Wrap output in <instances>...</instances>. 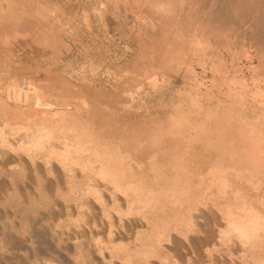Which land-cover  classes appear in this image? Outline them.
Listing matches in <instances>:
<instances>
[{"label": "bare ground", "instance_id": "obj_1", "mask_svg": "<svg viewBox=\"0 0 264 264\" xmlns=\"http://www.w3.org/2000/svg\"><path fill=\"white\" fill-rule=\"evenodd\" d=\"M93 1H95V0H93ZM105 1H107V0H105ZM114 1H116V4L121 2V3H123L124 6L128 5L127 9L129 8V5H132L134 7H137L138 10L139 9L140 10L146 9L145 11H147V10L150 11V14H152V15H150V18L145 16L144 19H145V21L146 20L150 21L152 26L154 25L153 22L155 23V19H156L157 21L160 22L159 23L160 25L161 24L163 25V26L161 25L162 27L165 26L164 24H167V26H168V24H170L169 27H171V25L173 24L174 27L175 26L177 27L176 32H173L174 31L173 30V31H171V34H170V35H172V33H175V35L173 34L175 36V39L173 40L174 41L173 44L168 43V42H164L163 40H161V41H159V42H163L161 44L163 46V47H161V49L156 48V47H155V49L151 48L148 50L146 55L144 54V56H146V59H148V62H149V63H147L148 66L147 67L144 66L145 69L143 67L144 70L140 71V74L142 72V74H141L142 78H144V80H145L144 85H146L145 82L147 81V83L149 82L150 84L157 86V82H158L159 77H156V74H155L156 71L154 72L153 65L155 63H157V65H158V66L156 65L157 67H160L159 70L162 69L161 66L165 68V66L167 64H169V63L171 64L172 62H174V65L177 68L174 71H177V70L182 71L181 69H184L185 71H187V72L189 71V72L193 73L194 75H197L198 71H200V75L203 74L202 77L204 75L206 76V73H210V76H212L211 73H213V74L215 73L214 75H216V78H217L216 73L219 72V73H222V77L226 78L225 76H223V74H225L227 76V74L233 73L232 75H234V73H239L242 70V67L244 64L242 65L240 60L243 57H244V59L246 57L249 59V61H247V58L245 60V61H247L245 66L248 69V71L253 70V72H254V70L258 66L256 65L257 67L254 69L252 62L250 61V60L254 59V58L252 59V54H251L253 52V56L254 57L256 56L257 60L259 61L258 62L259 67H263V66H261L263 64L261 62L264 60V0H114ZM4 2H5V0H4ZM7 2H9V0ZM69 2H67V4ZM109 2L110 3L112 2L115 5V2H113V0L109 1ZM109 2L107 3V6H108ZM97 3H99V1ZM88 4L90 5V3H88ZM5 5H7V4L5 3ZM20 5H22V4H20ZM118 5H116V6H118ZM41 6H40V10H39V8L37 10L42 12L43 10H41ZM43 6H42V8L44 9ZM78 6H79V4H78ZM100 6L102 7L101 3H100ZM100 6H97V7H100ZM105 6L106 5H104V7ZM17 7H19V6H17ZM108 7H106V8H108ZM118 7H119V10L121 8V11L124 12V9H122L121 4ZM6 8H9L8 10H11L10 6L6 7ZM14 9L16 10L17 8H14ZM14 9L9 11V12L10 13L12 11L14 12ZM95 9H96V5H95ZM109 9H110V7L108 8V10ZM113 9L115 10L116 8L114 7ZM127 9H125V13H126ZM17 10H16V12H18ZM99 10L100 9H98V11ZM104 10H105V8L101 11H104ZM108 10L106 9L104 15L106 14V12ZM110 10L112 11V9H110ZM119 10L117 8L118 12H119ZM132 10H133V8L131 9V11ZM31 11H33V7H32ZM86 11H88V10H86ZM1 12L5 13V11H0V13ZM16 12H15V14L18 15V13H16ZM20 12H21V10L19 11V13ZM24 12H25V9H24ZM26 12H29V11H26ZM35 12H36L35 14H38L37 11H35ZM44 12H42V13H44ZM84 12L85 11H83V13ZM100 12H99V14L95 13L97 15V16L96 15L95 16L98 17V15H100ZM22 13H23V10H22ZM22 13H21V16H22ZM102 13L103 12H101V14ZM113 13H114V11H113ZM91 14H92V12H91ZM108 14L110 15L112 13L107 12L106 15H108ZM127 14H130V13H126V15ZM131 14H133V13L131 12ZM138 14H140V13L138 12ZM0 15H2V13ZM12 15H14V14H12ZM29 15H30V13H29ZM39 15H40V12H39ZM93 15H94V13H93ZM5 16H6V13H5ZM5 16H4V18H5ZM15 16H12V17L14 18ZM35 16L36 15H33L32 18ZM102 16H103V14H102ZM102 16L100 15L99 18H101ZM124 16L125 15H123V17ZM16 17H18V16H16ZM16 17L14 19L12 18L14 21H12L9 17V19L12 21L11 26H9V25L5 26L4 22L6 20L4 18H2L5 20L4 22H2V20L0 18V22L4 23V24H1L4 26L0 25V36H3L2 37L3 40L0 37V39H1L0 42L2 41V43H0V45L2 44V47H3V48L1 47L2 51L3 50L7 51V50L11 49L10 51L12 52L14 50V46H16V45H17V47H18V45H22L21 48H23V46H28L25 48L31 47L30 49H32V47H33V50L35 48L39 49L38 47H42L43 44H46V47L49 45H51V46L55 45V39L56 38L54 39L52 34H51V33H53V32H51L53 30L50 29L51 27H48L50 22H47L48 24H45V22H43L44 20H42L41 17H40L41 19L37 18V17L31 19V15L26 16L25 18L19 17L17 20H15ZM45 17H46V15L44 14V18ZM128 17L126 19H128ZM133 17L131 18V20H133ZM140 17H143V15ZM85 18H86V16L82 19H84L83 21L86 22L87 19L85 20ZM92 19H94V18H92ZM98 19H96V20H98ZM126 19H125V21H127ZM96 20H95V22H96ZM136 20H137V18H136ZM46 21H48V19ZM88 21L89 20H87V22ZM106 21L109 22L110 20L109 21L106 20ZM123 21L124 20H122L120 22L122 23ZM138 21H139V19H138ZM138 21H137V23H139ZM87 22L84 24L85 25L89 24ZM116 22H117V20H116ZM131 22H133V21H131ZM55 23H56V21H55ZM104 23H105V21H104ZM80 24H79V26H80ZM123 24H124V22L122 23V25ZM127 25H129V24H127ZM127 25H126V29H129V28H127L128 27ZM131 25L134 27V24H131ZM131 25H129V26L131 27ZM142 25L144 27L145 24H142ZM142 25L140 24V26H142ZM87 26H86V28H87ZM106 26H107V24H106ZM106 26H105V28L108 29V27H106ZM124 26H125V24H124ZM148 26H149V24H148ZM152 26H150L151 29H152ZM90 27L92 28V26H90ZM90 27H88V30L90 29ZM135 27H136V25H135ZM146 28H148V27H146ZM158 28H160V26ZM52 29H54V27H52ZM59 29L62 30V28H59ZM103 29H104V26H103ZM113 29H114V27H113ZM166 29H168V28L166 27ZM116 30H118V29H116ZM120 30H121V28H120ZM144 30H148V29H144ZM154 30H155V28H154ZM156 30H157V28H156ZM156 30H155V32H157ZM159 30H161V29H159ZM108 31H109V29H108ZM132 31H134V30L132 29ZM138 32L142 33V32H140V30ZM145 32H147V31H145ZM166 32H167V30H166ZM89 33H90V31H89ZM130 33L132 34L131 31H130ZM163 33H164V30H163ZM124 34H125V32H124ZM131 34H130V36H131ZM137 34L135 35V37L137 36ZM144 34L147 35V33H144ZM58 35L59 34H57V36ZM128 35L125 34L122 36V38L124 36H128ZM150 35H151V33H150ZM160 35L162 37L161 33L159 34V37H160ZM185 35H188V37H187L188 39L187 38L184 39L183 36H185ZM161 37H160V39H161ZM167 37H169V35ZM57 38H60V37H57ZM108 38H109V35H108ZM170 38H169V40H170ZM172 38H171V40H172ZM138 39H140V38L138 37ZM153 39L154 38H152V40ZM71 40H72V38H71ZM76 40H78V39H76ZM140 40H142V39H140ZM165 40H167V39H165ZM57 41H59V40L57 39ZM15 42H17V44L13 45ZM60 42L62 44L63 41H60ZM56 43H58V42H56ZM149 43H150V39H149ZM11 44L13 46V50L11 47L8 49V47ZM47 44H49V45H47ZM246 44L250 45L251 46V47L249 46L250 49L253 48L254 50L252 51V50L245 48V46H248ZM40 45H42V46H40ZM142 45L144 46V44H142ZM34 46H37V47L34 48ZM55 47H56V45H55ZM21 48L19 46L20 50H21ZM50 48H53V47H50ZM126 48L124 50H126ZM143 48L145 49L147 47L145 46ZM42 49H41V52H43ZM45 49H44V51H46ZM49 49L47 48L48 51H49ZM66 49H67V47H66ZM127 49H129V48H127ZM156 49H159V50H156ZM21 51H25V50L23 49ZM21 51H19V52L21 53ZM30 51H32V50H30ZM36 51L37 50L35 49L34 52H36ZM50 51H52V50H50ZM158 51L159 52L162 51L163 53L160 55ZM15 52H17V51L14 50V52H12V55L14 53V55L16 56ZM54 52H55V50H54ZM139 52H140V56H141V51H139ZM142 52H143V50H142ZM145 52L146 51H144V53ZM2 54H4V52ZM9 54H11V53H9ZM36 54L37 53H35V55ZM6 55L9 56L8 53ZM12 55H10L9 57L11 58ZM3 56L6 57L5 55H3ZM3 56H0V57H3ZM9 57H7V58H9ZM142 58H143L142 61L144 62L146 59L144 60V57H142ZM4 59H6V58H4ZM4 59H2V60L4 61ZM2 60L0 62H2ZM7 60H10V59H7ZM110 62H112V61H110ZM7 63L9 64V62H7ZM101 63H103V62H101ZM112 63H114V62H112ZM121 63L123 64V62H121ZM138 63H141L140 60ZM260 63H261V65H260ZM0 64H2V63H0ZM3 64L5 65L4 62H3ZM141 64H143V63H141ZM172 64L170 66H173ZM14 65H15V63H14ZM115 65L116 64H114V66ZM7 66H9V65H7ZM170 66H169V69L172 68V67L170 68ZM245 66H244V68H245ZM135 67H137V66H135ZM166 67H168V66H166ZM1 68H4V66ZM119 68H121V67H119ZM169 69H167V70H169ZM173 69H175V68H173ZM113 70H114V68H113ZM115 70H116V66H115ZM117 70H118V68H117ZM159 70L157 72H160ZM119 71H121V70H119ZM136 71H139V70H136ZM171 71H172V69H171ZM174 71H173V73H174ZM180 71H177V73L179 72V74H180ZM243 71H245V70H243ZM20 72H23V71H20ZM124 72L126 73L127 71H124ZM246 72H247V70H246ZM2 73H3V71H2ZM14 73L16 74V72H14ZM17 73H19V72H17ZM122 73L123 72L121 71V74ZM169 73H170V71H169ZM3 74H5V73H3ZM6 74L8 75V73H6ZM23 74L26 75V73H24V72H23ZM23 74H21V75H23ZM129 74H130V72L126 75H129ZM134 74H135V71H134ZM140 74H137V75L140 76ZM179 74H177V75H179ZM185 74H188V73L185 72ZM240 74L238 76H240ZM9 75H8V77H9ZM118 75H119V77L122 76L120 74H118ZM160 75H162V74L160 73L157 76H160ZM200 75H198V76H200ZM232 75H231V77H232ZM254 75H255V73H254ZM124 76H122V77H124ZM130 76H133V75H130ZM139 76H136V77L139 79ZM185 76H187V75H185ZM0 77H1V75H0ZM18 77L19 76H17V80H18ZM133 77H132V79H133ZM252 77H251V79H252ZM4 78H2V79H4ZM28 78H30V77H28ZM137 78H136V80H137ZM160 78H161V76H160ZM167 78H169V77H167ZM230 78H228V79H230ZM237 78H239V77H237ZM243 78H242V81H244ZM5 79L7 80V78H5ZM5 79H4V81H5ZM25 79H27V77ZM101 79H103V78H101ZM117 79H119V82H120V78L117 77ZM162 79H161V81L164 80V79L163 80ZM197 79L194 78L193 81L197 87H200L199 85H202L203 83H202V81L201 82L199 81L200 79H198V80ZM205 79H207V78H205ZM239 79H241V78H239ZM8 80H9V78H8ZM17 80L9 81L10 83L7 82L11 87V90H10L11 94L13 95V97H15V101L13 103L15 105L19 106L20 99L22 96H25L26 98H27V96H28V98L30 97V100L28 98L23 99V100L28 101V103H26V105H25V107L27 109L26 112H29L30 113L29 115H32L33 116V117L31 116L32 119H35V120H34V123L32 124V126L28 125V127L24 128L26 131H29L25 135L26 140L23 142L21 141L22 143L18 144L17 146L15 144H11V142L8 141V140H11V138H10L11 136L9 137L10 139H7L3 134L4 131H2V132L0 131V204H4V203L8 204V202H10L11 199L13 200L14 195L15 196L17 195V194H14V191H15L14 189L17 187L14 184L16 182H19V181H21V183H22L24 180L27 179V181L28 180L30 181V184H29V182L26 183L25 181H24V184L25 183L27 185L29 184L30 185L29 188L31 187L30 190H33V191L31 193L28 190L29 188L25 186L27 188V191H29V194L27 192V194H28V195H26L27 198H24L25 193L20 192V194L22 193V195L24 197L22 196V198H21V200L23 199L22 202H21V200H18L22 203V204L21 203L20 204L22 205L23 208H24L23 204H26L25 209L27 212H28V210L31 212V214H32V212H36L37 210H35L36 207H34V205H37V207H40V208L44 207L47 209H51V207H54V206L55 207L59 206L62 209L61 211H63V212H61L60 208H59V211L62 214L59 216L58 214H60V213L59 212H58V214L56 213L59 217V219L57 217V221H54V222L51 221L52 222L51 223V222H48V219H46V218L44 220H47L46 222H48V224L46 225L48 229H51L52 232H53V230H57L59 232V234L61 235V238H58L60 241V242L58 241V243H60V244L56 243L57 247H58V245H60V248L62 251V252L59 251L60 254H58V256L61 260L60 261L61 264H264V110H263L264 99H263V101L258 100L259 96L261 97L263 95V94L260 95L261 92L258 94L257 93L253 94L254 97L252 95L254 100H252L250 98L252 101H255V103H257V106L259 108H261L263 111V112H261V115L259 114L258 116H255L257 113L255 115H252V113H251V117L255 116V117H253V118H255L254 121L250 120L251 117L248 118L249 116H247L248 109H249V107L247 109V105H249L251 103L250 102L251 100L249 101L250 102L249 104L246 101V100H249V99H246V97H247L246 96L247 90L245 89L246 87L245 88L242 87V89H245L246 91H242V89L240 91V90H237L238 88L237 89L234 87L229 88V86H228V90L225 91L222 88L224 91L220 90L219 95H215L214 94L215 92L214 93L212 92L214 95L212 93H210L213 90H211L210 92H209V90H208V92H205V93H207L206 94L207 98L209 96V98H211L212 100H216L215 106L219 107L218 110L220 109V111H218L216 113H214V112L217 108H215V110H213V113H211V114H213L212 115L213 117L212 118L210 117L211 118L210 122L206 121L207 122L206 123L203 120V119H205V118L207 119L209 117L208 111L206 112V110H208V108H207L205 111L204 110L203 111L208 114L207 115L208 117L206 115H205L206 117L204 116L205 118L202 116L203 117L202 121L199 122V124H194V125L188 124V120H187L188 117L184 116L187 119L182 117V115H184L185 113L183 111L184 107L181 106V107H183L182 111L184 114L181 115V113H182L181 110L176 111L177 109L175 108L176 110H174V111L176 112V115L174 113L173 114L174 117L169 118V120H167L168 122H163V123H167V124H165V126L163 123H162L163 125L161 124L162 121H160V120H158V122L160 121L161 125L158 124V126H157L156 125L157 121H155V125L150 124V123H153L152 120L154 118L150 121L149 124L146 123L145 121H143L144 119H142V121L141 120H139V121L133 120L132 124L130 125L131 128H128V129L125 128L124 129L123 127H121V128H123L122 130L120 127L117 126L118 124L117 125L115 124V126H117L118 128H114L113 125H112L113 126V128H112L111 122H110L108 124L109 127L111 126L110 131H107V130H106L107 132L103 131L104 132V135H103L102 133L99 134L100 131L97 132L98 131L97 129H99V128H97L95 130H96V133L99 135L94 136L93 132H91L92 131L91 129L89 131L88 130L89 128L84 127L85 125L83 126L79 123L77 124L76 123L77 121L76 122L73 121L74 123L73 124L71 123L72 125H69L70 123L67 125V123H68L67 120H69V119H67V117L68 116L71 117L74 114L79 113V110H81V109H79V107L77 108L76 105L73 106L69 103L57 104L58 103L57 102L56 105H53V103L47 104V102L51 103L49 101H47L46 104H40L38 102V98L37 99L35 98V100L33 101L31 99H33V96H34L33 93L36 92V90L31 87L32 85L31 86L29 85V84H31V82L28 83L27 81H25V83H19V81H17ZM165 80H164V82H165ZM180 80L182 81V79H180ZM187 80H189V79H187ZM224 80H226V79H224ZM234 80H235V78H234ZM245 80H247V79H245ZM31 81L33 83V80H31ZM135 81H133V83ZM161 81H160V84H161ZM167 81H168V79H167ZM176 81H178V80H176ZM203 81H205V80H203ZM210 81H212V80L210 79ZM213 81H212V83H213ZM236 81H235V83H236ZM259 81H261V80L259 79ZM61 82H63V81H61ZM121 82H123V81H121ZM129 82H131V81H129ZM164 82H162V83L164 85H166ZM244 82L246 83V81H244ZM1 83H5V82H2V80H1ZM194 83L192 82V84H194ZM229 83H231V82H229ZM229 83L227 82V84H229ZM238 83H239V81H238ZM150 84H147V85L151 86ZM186 84L189 85L188 82H186ZM223 84H224V82H223ZM211 85H214V83L210 84V88L213 87V86L211 87ZM221 85H222V83H221ZM242 85H244V84H242ZM253 85H255V84H253ZM256 85L258 86V83ZM7 86L8 85L6 84V88H7ZM65 86H67V84H65ZM149 86H148V88H149ZM169 86H170V84H169ZM183 86L185 87L187 85H182V87ZM214 86H217V85H214ZM231 86H234V84L232 85V83H231ZM246 86H248V85H246ZM249 86H251V88L255 89L254 87H252V85H249ZM33 87H34V85H33ZM126 87H127V85H126ZM139 87L142 88V84ZM202 87L204 88L203 85H202ZM235 87H237V85H235ZM238 87L240 89L241 86L238 85ZM68 88L69 87H64V89L66 91H68ZM131 88H132V86H131ZM141 88H136V91H137V89H140L139 91H142ZM153 88H155V87H153ZM153 88L151 89L152 91L154 90ZM159 88H156V92L157 91L160 92L161 89H163L164 87L161 88L160 90H158ZM168 88H167V90H168ZM170 88H171V86H170ZM203 88H200V89L204 90ZM7 89H6V91H7ZM31 89H34L35 91L33 90L34 91L33 92ZM71 89H69V90H71ZM146 89H147V86H146ZM175 89L177 90L178 88H175ZM196 89L197 88H195V90L193 89L195 91V94L197 92ZM205 89H206V87H205ZM218 89H220V88H218ZM129 90H130V88H129ZM131 90H130V92H133ZM165 90L163 89V91H165ZM259 90H261V89H258V91ZM0 91H2V90H0ZM134 91H135V88H134ZM139 91H137V92H139ZM145 91H148V90L144 89V92ZM152 91H150V92H152ZM163 91L160 93L162 94ZM166 91H165V93H166ZM50 92H52V91L50 90ZM154 92H155V90H154ZM179 92L177 91V94ZM183 92L185 93L186 91H182V93ZM199 92L201 93V91H198V93ZM249 92H251V91H249ZM52 93H50V95ZM69 93H68V96H69ZM165 93H164V96H165ZM167 93H169V92H167ZM170 93H171V91H170ZM184 93L182 95H184V98L186 99L187 93H186V95ZM205 93L203 92V94H205ZM263 93H264V90H263ZM36 94L38 95L37 92H36ZM58 94H56V95H58ZM121 94H123V93H121ZM124 94L122 95L123 97L125 96ZM128 94H129V91L127 92V97H130ZM172 94H174V96L177 95V94L175 95V93H172ZM203 94L201 93L202 97L204 96ZM3 95H5V94H3ZM39 95H40V93H39ZM130 95H132V97H133L132 93H130ZM134 95L136 96V94H134ZM144 95H143V98H146V97H144ZM150 95H151V93H150ZM157 95H158V93H157ZM157 95H155V96H157ZM248 95H249V93H248ZM152 96H154V94ZM159 96H161V95H159ZM198 96H200V95H198ZM206 96H204V98H206ZM5 97L6 96H4V99H6ZM64 97H65V95H64ZM149 97L150 96H148V98ZM179 97H181V99L183 98L181 96V94L179 95ZM221 97H223L225 99V101H223L222 100L223 98L221 99ZM2 98H1V100H2ZM39 98L42 99L41 97H39ZM52 98H53V96H52ZM118 98L121 99L122 98L121 95L120 96L118 95ZM172 98H174V97H171L170 99H172ZM184 98H183V100H184ZM134 99H136V98H134ZM134 99L132 98V100H134ZM140 99H142V98H140ZM194 99H197V98H195V96H194ZM202 99L200 101H202ZM11 100H13V98ZM65 100H67V102L69 101L68 98H65ZM80 100L82 101L83 99H80ZM122 100H123V98H122ZM132 100H131V103H132ZM151 100H153V97ZM177 100L176 101L174 100V101L177 102ZM198 100H199V97H198ZM198 100H197V103H198ZM209 100L210 99H208L207 102ZM42 101H44V100H42ZM71 101H74V100L71 99ZM168 101H170V100H168ZM187 101H191V99H188ZM245 101L247 103V105L245 103L246 106L243 104ZM40 102H41V100H40ZM60 102H61V100H60ZM123 102H125V101H123ZM195 102H196V100H195ZM43 103H45V102H43ZM72 103H74V102H72ZM203 103L205 104L206 102L203 101ZM171 104H172V101H171ZM123 105L126 106L127 104L123 103ZM129 105H127V106H129ZM167 105H169V104H167ZM174 105H175V103H174ZM200 105L199 106L202 107L201 103H200ZM0 106H1V104H0ZM2 106H3V104H2ZM4 106L6 107L7 104H5ZM81 106L84 107V103H82ZM119 106H122V105H119ZM130 106H133V105H130ZM197 106H198V104H197ZM139 107H141V106H139ZM189 107H192V106L189 105ZM223 107H224V109H222ZM84 108H83V110H84ZM121 108H119V110ZM124 108H126V107H124ZM124 108H122V109H124ZM193 108L196 109V107H193ZM202 108H201V110H202ZM205 108L206 107H204V109ZM210 108H212V107H210ZM252 108H253V105H252ZM254 108L256 109V107H254ZM254 108L252 110L253 114L255 112ZM10 109L13 110V108H10ZM86 109L88 111V108H86ZM129 109H130V107H129ZM19 110H17L16 112L19 113ZM126 110H128V109H126ZM132 110L133 111H131V109H130L129 112L130 111L134 112L133 108H132ZM138 110H140V108ZM185 110H186L185 112L187 114L188 109L186 108V105H185ZM192 110L193 109L188 110V114L190 112H192ZM161 111H163V110H161ZM198 111L200 112V110H198ZM198 111L192 112V115H193V113L195 115V113H198ZM209 111H210V109H209ZM10 112H11V110H10ZM13 112H15V111L13 110ZM13 112H11V113L13 114ZM81 112H82V110H81ZM81 112L79 114H81ZM121 112L124 115V112L123 111H121ZM126 112H128V111H126ZM139 112H141V111H139ZM244 112H245V114H244ZM0 113H1L0 115H3V118H2V121H3V119L6 117L5 115L7 112H4L1 110ZM21 113L24 114V112H21ZM102 113L107 114L108 112L107 113L102 112ZM206 113H204V114H206ZM14 114H16V113H14ZM85 114H86V112H85ZM166 114L168 115L169 113H166ZM211 114H210V116H211ZM13 115L11 117H13ZM16 115L14 117L19 116V115H17V116ZM24 115H26V114H24ZM170 115H172V112L170 113ZM189 115H191V114H189ZM7 116H9V114ZM21 116H22V114H21ZM56 116H59L60 118L55 119ZM142 116H143V114H142ZM14 117H13V119H14ZM74 117H75V115H74ZM112 117H113V115H112ZM163 117H164V115H163ZM190 117L191 116H189V120L191 119ZM78 118L80 119V116H78ZM90 118H91V115H90ZM103 118L105 119V117H103ZM103 118H102V120H103ZM115 118H117V117H115ZM156 118H157V115H156ZM5 119L7 120V117ZM13 119H11V120H13ZM91 119L93 122V118H91ZM107 119H108V117H107ZM109 119L106 121L108 122L110 120H113V119H110V120ZM194 119H195V117H194ZM8 120L10 121V119H8ZM74 120H76V119H74ZM161 120L164 121V118ZM198 120H199V118H198ZM0 121H1V119H0ZM81 121H83V120H81ZM113 121L116 122V119ZM165 121H166V119H165ZM192 121L193 120H190V123ZM89 122H91V121L89 120ZM7 123H9V122H7ZM94 123H95V120L92 124L96 125V123L95 124ZM100 123H101V121H100ZM100 123H99V125H100ZM192 123H194V121ZM119 124L121 125V121ZM127 124H129V123H127ZM97 125H98V122H97ZM104 125H105V123H104ZM104 125H100V130H101V127L103 130ZM125 127H128V125ZM8 130H10V129H8ZM64 132H67V133L62 134ZM7 134H9V133H7ZM100 135H103V136L101 137ZM97 137L100 139H98ZM55 140L56 141L58 140L60 143V148L57 150L54 149V148H56V147H54V144H53V143L56 144V142H53ZM16 144H17V142H16ZM14 145L16 147H14ZM57 146H59V144ZM21 183L19 182V184H21ZM14 186H15V188H14ZM19 187H20V185H19ZM23 187H20V189ZM51 187H53V188L55 187V191L52 192L53 194L52 193L50 194V192H51L50 189H52ZM64 187L66 188L65 192H63V190H62V189H64ZM24 191L26 192V190H24ZM15 192H17V191H15ZM17 197L18 196H16L15 198L17 199ZM15 201H12L11 204ZM17 203L18 202H16L15 204H17ZM21 205H16L15 208H18ZM6 206H9V207L11 206L12 209L14 208L10 204L6 205ZM3 207H4V205H3ZM11 208H10V210H11ZM27 208H28V210H27ZM4 209H5L4 216L6 215V217L10 218L11 216L15 215L14 212H12V210L9 212L8 208L5 207ZM47 209H44V210H47ZM56 209H55V211L57 212ZM16 210L14 209L15 213L18 211V210L17 211ZM52 210H50V211H52ZM0 211L2 212L3 210H0ZM23 211L26 212L25 210H23ZM47 211H49V210H47ZM3 212H2V215H3ZM20 212H22V211H20ZM20 212L18 213L19 216H21L20 214H22ZM38 212H37V214H38ZM52 212H50V215ZM37 214H35V215H37ZM24 215H23V217H24ZM27 215H28V213H27ZM32 215H33V218L35 219V217H34L35 215L34 214H32ZM32 215H30V216H32ZM1 216H0V218H1ZM40 216H42V215L40 214ZM54 216H55V213H54ZM14 217H13V219H15ZM16 217H18V216L16 215ZM38 217L39 216H36V219H39ZM44 217L45 216L43 215V218ZM3 218H5V217H3ZM19 218H16L13 222H15ZM43 218L41 220H43ZM8 220L9 219H7V222H8ZM52 220H53V218H52ZM2 221H4V220H2ZM19 221H17V222L19 223ZM42 222H44V221H42ZM46 222H44V223H46ZM0 223L3 224L2 222H0ZM10 223H11V221H10ZM24 223H22V224H24ZM33 223H35V222H33ZM36 223H37V220H36ZM11 224H10V227L12 229H14L13 228L14 225L12 226ZM25 224H27V223H25ZM42 225H44V224L41 223L40 226L42 227ZM3 226H5V225H3ZM18 226H19V224H18ZM18 226L15 227L16 232L19 231L17 229H20V228H18ZM20 227L23 228L24 226H20ZM8 228H9V226H8ZM27 228L28 227H26L25 232L27 231ZM31 228L32 227L30 226L29 229H31ZM5 229H6V227H5ZM32 229H35V227ZM1 230H2V228H1ZM9 230H10V228H9ZM36 230H32V231H36ZM12 231H10V232H12ZM29 231H28V233L32 232V231H30V232ZM23 232H24V230H23ZM38 232H40V231H38ZM46 232L49 233L48 230ZM52 232H51V234H52ZM19 233H20L19 236L21 237V234H22L21 231ZM33 233H35V232H33ZM45 233H42V234H45ZM9 234H11V233H9ZM9 234H7V235H9ZM31 234H29V235L31 236ZM38 234H36V238L38 237L37 236ZM49 234H47V235H49ZM15 235H17V234H15ZM26 235H24V237ZM27 236H26V238H27L26 241L28 243V241H29L28 237L29 236L28 237ZM33 236H32V239L34 240ZM51 236L52 235H49L47 237L50 238ZM56 236H58V235H56ZM20 237L17 236V238H19V240H20L18 243L23 244L25 238L21 239ZM22 237H23V235H22ZM44 237H46V235ZM1 238L2 237H0V239ZM4 238H6V235ZM11 238H10V240H11ZM56 239H57V237H56ZM15 240L17 241V239H15ZM45 240L43 242H45V244H46ZM39 241H41V240H37V242L35 241L37 243L36 244L37 247L39 246L38 245ZM49 241H51V240H49ZM49 241H48V243H50ZM56 241L57 240H54V242H56ZM2 242H3V240H1V245L3 247V245L5 243L2 244ZM32 242L33 241L31 240V243ZM54 242H51V243H54ZM6 243H8V242L6 241ZM33 243H32V246H33ZM11 244H12V242H11ZM45 244H44V246H45ZM50 244L48 246L51 247ZM14 245H16V244H14ZM56 245L54 244L53 246H56ZM7 246H9V245L7 244L6 248H7ZM16 246H18V245H16ZM40 246H42V245H40ZM40 246L38 247V249L40 248ZM46 246H47V244H46ZM19 247L22 248V245ZM33 247H34L33 249H35V244ZM50 247H48L51 250V251L49 250L50 252H53V254H54L55 253L54 250H55V251H57V253H59L58 250H56L58 248L55 247L56 249L53 248L54 250L52 251V247L51 248ZM10 248L11 247L9 246V249ZM9 249H8V251L10 253L13 252L12 250H9ZM3 250H5V247ZM25 250L26 249H24V251ZM29 250L32 251V249H29ZM2 251L0 253H3ZM36 251H37V248H36ZM14 252H16V251H14ZM43 253H44V251H43ZM35 254H37V252ZM56 254H54V255H56ZM3 255H4V253H3ZM18 255H20V254H18ZM18 255H17V258H19ZM7 256H11V254L7 255ZM49 257H51L50 259H52V256H49ZM7 258H9V257H7ZM21 258H22V255H21ZM21 258H19V259H21ZM28 258H25V259L22 258L24 260L23 263ZM0 259H2L1 255H0ZM33 259H31V260L33 261ZM53 259H55V258H53ZM3 260H6V259H3ZM9 260H11V258ZM13 260H15L14 257H13ZM31 260H30V262H31ZM34 260H36V259H34ZM6 261H5V264L7 263ZM15 261H20V260H15ZM45 261L47 262L48 260H45ZM53 261L54 260L51 261L52 262L51 264H53ZM57 261L59 262V260H57ZM9 262L10 261H8V264H12V262L11 263H9ZM21 262H22V260H21ZM26 262H28V261H26ZM33 262H36V261H33ZM37 262H39V261H37ZM40 262L43 264L44 260L40 261ZM41 263H39V264H41ZM13 264H14V262H13ZM19 264H21V263H19ZM46 264H50L49 261Z\"/></svg>", "mask_w": 264, "mask_h": 264}, {"label": "rangeland", "instance_id": "obj_2", "mask_svg": "<svg viewBox=\"0 0 264 264\" xmlns=\"http://www.w3.org/2000/svg\"><path fill=\"white\" fill-rule=\"evenodd\" d=\"M8 0H5V2H4V0H0V11H5V13H6V16H5V13L4 12H1L2 13V15H0V18H1V20H2V22H4L5 20V24L4 23H2V22H0V25L1 24H4L5 26L6 25H9V26H11L12 24V21H14L13 19L16 17V16H18V17H16V19L15 20H17L19 17H26V16H30L31 15V19H33V18H35V17H37L38 15H39V12H40V15L37 17V18H42V20H44L43 22H45V24H48L47 22H50L49 23V26L48 27H51L50 29L51 30H53V31H51V32H53V33H51L52 34V36H53V38L55 39V45H56V47H55V45H49V44H47V45H49V46H47L46 47V44H43V46L42 45H40V46H42V47H38L39 49H37V48H35V47H37V46H34V48L37 50L36 52H34L35 51V49L33 50V47H32V49H30L31 47H29V48H25V47H28V46H23V48H21V46L22 45H18V47H17V42H15L13 45H16V46H14V50L15 51H17V52H15V54H16V56L14 55V53H13V55H12V52H14V50H13V46H12V44L8 47V49L11 47L12 48V52L10 51L11 49H9V50H7V51H2L1 49L3 48L2 47V44L0 45V56H3V55H5L6 57H0V61L2 60V59H4V58H6V59H4V61L2 60V62H0V63H2V64H0V68L1 67H3L4 66V68H1L0 69V75H1V77L2 78H4L5 76V78H7V80L5 79V81H4V79H2L1 77V79H0V90H2V91H0V104H1V106H0V112H1V110L2 111H4V112H7L6 113V117H7V120L5 119H3V121H2V118H3V115H0V119H1V121H0V131L2 132V131H4L3 132V134H4V136L7 138V139H10L11 138V140H8L9 142H11V144H15L16 146L18 145V144H20V143H22L23 141H25L26 140V138H25V135H26V133H28L29 131H26L24 128H26V127H28V125H31L32 126V124L34 123V120L35 119H32V115H29L30 113L29 112H26L27 111V109H26V107H25V105H26V103H28V101L27 100H23V99H27L28 98V96H27V98L25 97V96H22L21 97V99H20V103H19V106L18 105H15L13 102L15 101V97H13V95L11 94V92H10V90H11V87H10V85L7 83V82H9V81H13V80H17V76H19L18 77V80L17 81H19V83H25V81H27L28 83H30L31 82V84H29L32 88H34L35 90H36V92L38 93V95L36 94V92H34L35 90L34 89H31L34 93H33V99H31V100H35V98L37 99L38 98V102L40 103V104H46V102L47 101H49V102H51V103H48L47 102V104H52L53 103V105H56V103L57 104H67V103H69V104H71V105H73V106H75L76 105V107L78 108L79 107V109H81L82 110V112H81V110H79V113L81 112V114H79V113H77V114H74L75 115V117H74V115L73 116H68L67 117V119H69V120H67V125L69 124V125H72L74 122L73 121H77L76 123L78 124H81V125H85L84 127H87V128H89L88 130L90 131V129L92 130L91 132H93V134H94V136H97V135H99V134H103L104 135V132L107 130V131H110V129H111V126L113 125L114 126V128H118V127H123L124 129L125 128H131V124H132V122H133V120L135 121H139V120H141L142 121V119H144L143 121H145L146 123H150V121L152 120L153 121V123H150V124H154L155 125V121H157L156 122V125L158 126V124L159 125H161L163 122H168L167 120H169V118H171V117H174V113H175V115H176V112L174 111V110H176V111H179V110H181V115L182 114H184V115H182V117H188V119L187 118H185V119H187L188 120V124H191V125H194V124H199V122H201L202 121V118L206 115H208L209 114V119L207 118H205V119H203L205 122L207 121V122H210V119L213 117L212 115L213 114H211V113H213V110H215V108H217L216 110H215V112L214 113H216V112H218V111H220V109L218 110V108L219 107H216L215 105H216V100H212L211 98H209V96H208V98H207V96H206V94L207 93H205V92H208V90H209V92L211 91V90H213V91H211L210 93H214L215 95H219V91L221 90V91H226V90H228V86H229V88H238L237 90H240L241 91V89H242V87L243 88H245V89H242V91H246V99H249V100H246L247 101V103L249 104L250 102V106L249 105H247V103H246V101L243 103L244 105H245V103H246V105H247V109H248V107H249V109H248V113H247V116H249L248 118H250L251 117V113H252V115H255L256 113V115L255 116H258L259 114L261 115V112H263L262 111V109L261 108H259L258 106H257V103H255V101H252V100H254V95L253 94H255V93H260V95H262L261 97L259 96V101L260 100H262L263 101V99H264V93H263V90H264V60L261 62V63H263L262 65H261V63H260V65L261 66H263V67H259V61L257 60V57L255 56H253V52L251 53L252 54V59L253 60H250L251 62H252V65L254 66V72H253V70H249L248 71V69L246 68V66H245V64H246V62L247 61H249V59L247 58V61H245L246 60V58L244 59V57L240 60V62H241V64L243 65V67H242V70L239 72V73H234V75H232L233 73H230V74H227V76L225 75V74H223V76H225L226 78H224V77H222V73H219V72H217L216 74H217V78H216V75H214L213 73H211V75L212 76H210V73H206V76L204 75L203 77H202V75H200V71H198V74L197 75H194L193 73H191V72H187V71H185L184 69H181L182 71H180V70H177V71H180V74H179V72L177 73V71H174V70H176L177 68L175 67V65H174V62H172L171 64L173 65V66H170L169 64H167L166 66H168V67H166L165 66V68L164 67H162L161 66V68L162 69H160L159 70V68L160 67H157L158 65H157V63H155L154 65H153V67H154V72L156 71V77H159L158 78V82H157V86H154L153 84H150L149 82L147 83V81L145 82L146 83V85H144V78H142V72H141V74H140V71L141 70H144L145 69V67H147L148 65H147V63H149L148 62V59H146V56H144V54L146 55L147 54V52H148V50L149 49H151V48H154L155 49V47L156 48H159V49H161V47H163L161 44L163 43V42H159V41H161V40H163L164 42H168V43H171V44H173L174 43V39H175V33H172V35H170L171 34V31H173V32H176V26L174 27V25L172 26L171 25V27H169L170 26V24H168V26H167V24H164L165 26L164 27H162L159 23V21H157L156 19H155V23L153 22V26H152V24L150 23V21H148V20H146L145 21V19H144V17L145 16H147V17H149L150 18V15H152V14H150V11H145L146 9H143V10H138V8L137 7H134V6H132V5H129V8L127 9V6L128 5H126V6H124L123 5V3H118V4H116V1H114L113 0V2H115V5H114V3H110L109 1H112V0H107L108 2H109V4H108V6L110 7V9H112V11L110 10H108V6H107V1H103V0H98L99 1V3H97L98 1L97 0H95V1H93V0H9V2H7ZM12 1V2H11ZM19 1V2H18ZM26 1V2H25ZM33 1V2H32ZM56 1V2H55ZM70 1V2H69ZM76 1V2H75ZM88 1V2H87ZM23 2V3H22ZM39 2V3H38ZM42 2V3H41ZM49 2V3H48ZM67 2H69L68 4H67ZM5 3L7 4V5H5ZM14 3V4H13ZM88 3H90V5L88 4ZM100 3H101V5H102V7L100 6ZM10 4V5H9ZM20 4H22V5H20ZM44 7V9L42 8V6ZM78 4H79V6H78ZM84 4V5H83ZM120 4H121V7H122V9H124V12L123 11H121V8H120V10H119V7L118 6H120ZM29 5V6H28ZM49 5V6H48ZM51 5V6H50ZM95 5H96V9H95ZM104 5H106L105 7H104ZM114 5V6H113ZM116 5H118V6H116ZM10 6V8H11V10H13L14 8H17L16 10L18 11V12H16V10L14 9V12L12 11L11 13L9 12V11H11V10H8L9 8H6V7H9ZM17 6H19V7H17ZM27 6V7H26ZM40 6H41V10H43L42 12H44V13H42L41 11H39L40 10ZM83 6V7H82ZM97 6H100V7H97ZM132 6V7H131ZM32 7H33V11H31L32 10ZM50 7V8H49ZM92 7V8H91ZM106 7H108V8H106ZM115 7L116 9L114 10L113 8ZM126 7V8H125ZM131 7V8H130ZM13 8V9H12ZM31 10H30V9ZM39 8V10H37ZM102 8V9H101ZM105 8V10L104 11H101V10H103ZM117 8H118V10H119V12L121 13H119L118 11H117ZM133 8V10L131 11V9ZM7 9V10H6ZM24 9H25V12H24ZM96 11H95V10ZM98 9H100L99 11H98ZM106 9L108 10L107 12H111L112 14H108V15H106L107 14V12H106V14L104 15V13H105V11H106ZM125 9H127L126 10V13H130V14H127L126 15V13H125ZM21 10V12L19 13V11ZM22 10H23V13H22ZM37 11L38 12V14H35L36 12L35 11ZM78 10V11H77ZM86 10H88V11H86ZM93 10V11H92ZM129 10V11H128ZM26 11H29V12H26ZM83 11H85L84 13H83ZM95 11V12H94ZM103 12L102 14H103V16H102V14H101V12ZM113 11H114V13H113ZM117 11V12H116ZM134 11V12H133ZM10 14H9V13ZM15 12L16 13H18V15H16L15 14ZM33 12V13H32ZM91 12H92V14H91ZM98 12V13H97ZM99 12H100V15L103 17H101V18H99L100 17V15H98V17H96L97 15L96 14H99ZM131 12L133 13V14H131ZM137 12V13H136ZM138 12L140 13V14H138ZM149 12V13H148ZM0 13V14H1ZM21 13H22V16H21ZM26 15H25V14ZM28 13V14H27ZM29 13H30V15H29ZM42 13V14H41ZM84 15H83V14ZM93 13H94V15H93ZM96 13V14H95ZM116 13V14H115ZM123 13V14H122ZM135 13V14H134ZM8 14V15H7ZM12 14H14V15H12ZM24 14V15H23ZM44 14L46 15V19L44 18ZM48 14V15H47ZM70 14V15H69ZM72 14V15H71ZM80 14V15H79ZM87 14V15H86ZM89 14V15H88ZM91 14V15H90ZM119 16H118V15ZM15 16L14 18L12 17V16ZM33 15H36L35 17H33L32 18V16ZM42 15V16H41ZM53 15V16H52ZM63 15V16H62ZM82 15V16H81ZM96 15V16H95ZM112 15V16H111ZM117 15V16H116ZM121 15V16H120ZM123 15H125L124 17H123ZM130 15V16H129ZM143 15V17H140V16H142ZM149 15V16H148ZM4 16H5V18H4ZM50 16V17H49ZM81 16V17H80ZM86 16V18H85V20L87 19V20H89L88 22H87V20H86V22L87 23H89V24H87V25H85L84 23H86L85 21H83L84 19H82V18H84V17ZM90 16V17H89ZM110 16V17H109ZM130 18H129V17ZM133 17V20H131V18ZM137 16V17H136ZM9 17H10V19L12 20H10L9 19ZM49 17V18H48ZM54 17V18H53ZM56 17V18H55ZM89 17V18H88ZM114 17V18H113ZM118 17V18H117ZM128 17V19H126ZM140 17V18H139ZM2 18H4V19H2ZM8 18V19H7ZM13 18V19H12ZM40 18V19H41ZM44 18V19H43ZM51 18V19H50ZM79 18V19H78ZM92 18H94L95 20L96 19H98V20H96V22H95V20L94 19H92ZM111 18V19H110ZM113 18V19H112ZM128 21L129 19V21L127 22V21H125V19ZM136 18H137V20H136ZM48 19V21H46ZM60 19V20H59ZM62 19V20H61ZM101 19V20H100ZM138 19H139V21H138ZM144 21H143V20ZM10 20V21H9ZM51 20V21H50ZM59 22H58V21ZM106 20H110L109 22H107ZM116 20H117V22H116ZM122 20H124L123 22H124V24H125V26H124V24L122 25V23L120 22V21H122ZM142 20V21H141ZM55 21H56V23H55ZM71 21V22H70ZM80 21V22H79ZM104 21H105V23H104ZM115 21V22H114ZM131 21H133V22H131ZM137 21L139 22V23H137ZM58 22V23H57ZM82 22V23H81ZM91 22V23H90ZM100 22V23H99ZM102 22V23H101ZM107 22V23H106ZM112 22V23H111ZM136 22V23H135ZM147 24H146V23ZM54 23V24H53ZM81 23V24H80ZM112 25H111V24ZM114 23V24H113ZM117 23V24H116ZM56 24V25H55ZM62 24V25H61ZM79 24H80V26H79ZM104 24V25H103ZM106 24H107V26H106ZM127 24H129V25H131V24H134V27L131 25V27L129 26V25H127ZM140 24L142 25V24H145L144 25V27H143V25L142 26H140ZM148 24H149V26H148ZM151 24V25H150ZM4 25H1V26H4ZM64 25V26H63ZM109 25V26H108ZM111 25V26H110ZM126 25L128 26L127 28H129V29H126ZM135 25H136V27H135ZM138 25V26H137ZM56 26V27H55ZM73 26V27H72ZM79 26V27H78ZM82 26V27H81ZM86 26H87V28H86ZM90 26H92V28L90 27ZM103 26H104V29H103ZM105 26L106 27H108V29H109V31H108V29H106L105 28ZM114 27V29H113V27ZM116 26V27H115ZM120 26V27H119ZM140 26V27H139ZM150 26H152V29L154 30V28H155V30H156V28H157V32H155V30L153 31L151 28H150ZM160 26V28H158V27ZM52 27H54V29H52ZM65 27V28H64ZM88 27H90V29L88 30ZM102 27V28H101ZM125 27V28H124ZM142 27V28H141ZM146 27H148V28H146ZM162 27V28H161ZM166 27L168 28V29H166ZM173 27V28H172ZM47 28V27H46ZM59 28H62V30L61 29H59ZM70 28V29H69ZM72 28V29H71ZM112 28V29H111ZM120 28H121V30H120ZM136 28V29H135ZM49 29V28H48ZM84 29V30H83ZM116 29H118V30H116ZM132 29L134 30V31H132ZM144 29H148V30H144ZM150 29V30H149ZM159 29H161V30H159ZM164 30V33H163V30ZM167 30V32H166V30ZM106 30V31H105ZM140 30V32H142V33H139L138 31ZM64 31V32H63ZM69 31V32H68ZM77 31V32H76ZM89 31H90V33H89ZM105 31V32H104ZM108 31V32H107ZM117 31V32H116ZM121 31V32H120ZM123 31V32H122ZM130 31L132 32V34L130 33ZM137 31V32H136ZM145 31H147V32H145ZM149 31V32H148ZM160 31V32H159ZM162 31V32H161ZM59 32V33H58ZM64 34H63V33ZM107 32V33H106ZM124 32H125V34L126 35H128V36H124L123 38H122V36L123 35H125L124 34ZM147 33V35L149 36H147L146 34H144V33ZM55 33V34H54ZM138 33V34H137ZM150 33H151V35H150ZM156 33V34H155ZM158 33V34H157ZM162 34V37H161V35H160V37H161V39H160V37H159V34ZM169 33V34H168ZM57 34H59L58 36H57ZM106 34V35H105ZM123 34V35H122ZM130 34H131V36H130ZM137 34V36L135 37V35ZM140 34V35H139ZM153 34V35H152ZM174 34V35H173ZM55 35V36H54ZM86 35V36H85ZM98 35V36H97ZM108 35H109V38H108ZM111 35V36H110ZM121 35V36H120ZM157 35V36H156ZM169 35V37H167ZM153 36V37H152ZM1 37V39L3 40V36H0ZM57 37H60V38H57ZM135 37V38H134ZM138 37L140 38V39H142V40H140V39H138ZM151 37V38H150ZM166 37V38H165ZM172 38V40H171V38ZM184 37V39L185 38H187L188 37V35H185V36H183ZM71 38H72V40H71ZM82 38V39H81ZM152 38H154L153 40H152ZM167 39V40H165V39ZM169 38H170V40H169ZM0 39V40H1ZM57 39L59 40V41H57ZM76 39H78V40H76ZM107 39V40H106ZM149 39H150V43H149ZM157 39V40H156ZM188 39V38H187ZM139 40V41H138ZM147 40V41H146ZM156 40V41H155ZM60 41H63L62 42V44H61V42ZM108 41V42H107ZM152 41V42H151ZM172 41V42H171ZM56 42H58V43H56ZM128 42V43H127ZM142 42V43H141ZM147 42V43H146ZM156 42V43H155ZM0 43H2V41L0 42ZM90 43V44H89ZM96 43V44H95ZM119 43V44H118ZM124 43V44H123ZM136 43V44H135ZM140 43V44H139ZM149 43V44H148ZM153 43V44H152ZM160 45H159V44ZM19 44V43H18ZM66 44V45H65ZM75 44V45H74ZM133 44V45H132ZM140 46H139V45ZM142 44H144V46L142 45ZM146 44V45H145ZM155 44V45H154ZM45 45V46H44ZM58 45V46H57ZM149 45V46H148ZM158 45V46H157ZM246 45H248V44H246ZM19 46H20V48H21V50H25V51H21L20 49H19ZM137 46V47H136ZM147 47V48H143V47ZM151 46V47H150ZM153 46V47H152ZM250 45H248V46H245V48H247V49H249V50H254L253 48H251L250 49V47H249ZM2 47V48H1ZM50 47H53V48H50ZM64 47V48H63ZM66 47H67V49H66ZM90 47V48H89ZM127 47V48H129V49H127L126 48V50H124L125 48ZM16 48V49H15ZM19 50H18V49ZM43 48V49H42ZM46 48V49H45ZM47 48L49 49V51L47 50ZM141 50H140V49ZM244 48V49H245ZM41 49L43 50V52H41ZM44 49L46 50V51H44ZM96 49V50H95ZM159 49H156V50H159ZM246 49V50H247ZM30 50H32V51H30ZM40 50V51H39ZM50 50H52V51H50ZM54 50H55V52H54ZM71 50V51H70ZM90 50V51H89ZM98 50V51H97ZM138 50V51H137ZM142 50H143V52H142ZM19 51H21V53L19 52ZM67 51V52H66ZM87 53H86V52ZM103 51V52H102ZM121 51V52H120ZM125 51V52H124ZM132 51V52H131ZM139 51H141V56H140V52ZM144 51H146L145 53H144ZM4 52V54H2ZM8 53V55L10 56V55H12L11 56V58L9 57V56H7L6 54ZM29 54H27V53ZM49 52V53H48ZM58 52V53H57ZM110 52V53H109ZM159 52V51H158ZM9 53H11V54H9ZM26 53V54H25ZM35 53H37L36 55H35ZM163 52L162 51H160L159 52V54L161 55ZM34 54V55H33ZM123 54V55H122ZM127 55V56H126ZM72 56V57H71ZM129 56V57H128ZM137 56V57H136ZM7 57H9V58H7ZM142 57H144V62L142 61ZM67 58V59H66ZM69 58V59H68ZM111 58V59H110ZM117 58V59H116ZM124 60H122V59ZM140 60V62L141 63H143V64H141V63H138L139 62V60ZM7 59H10V60H7ZM114 60V61H113ZM120 60V61H119ZM68 61V62H67ZM90 61V62H89ZM110 61H112V62H114V63H112V62H110ZM147 61V62H146ZM244 61V62H243ZM3 62L5 63V65L3 64ZM7 62H9V64L7 63ZM12 64H11V63ZM101 62H103V63H101ZM109 62V63H108ZM121 62H123V64L121 63ZM7 63V64H6ZM14 63H15V65H14ZM118 63V64H117ZM128 63V64H127ZM11 64V65H10ZM114 64H116L115 66H116V70H115V66H114ZM7 65H9V66H7ZM119 65V66H118ZM124 65V66H123ZM127 67H126V66ZM137 66V67H135V66ZM142 65V66H141ZM157 65V66H156ZM257 65V66H256ZM7 66V67H6ZM98 66V67H97ZM111 66V67H110ZM141 66V67H140ZM145 66V67H144ZM169 66H170V68L172 69V71H171V69H169ZM244 66H245V68H244ZM119 67H121V68H119ZM126 69H125V68ZM132 67V68H131ZM143 67H144V69H143ZM156 67V68H155ZM112 68V69H111ZM113 68H114V70H113ZM117 68H118V70H117ZM173 68H175V69H173ZM261 68V69H260ZM8 71H6V70ZM110 69V70H109ZM135 69V70H134ZM166 71H165V70ZM167 69H169V70H167ZM16 70V71H15ZM19 70V71H18ZM93 70V71H92ZM108 70V71H107ZM119 70H121L123 73L121 74V71H119ZM135 71V74L137 73V74H140V76L139 75H135L134 74V71ZM136 70H139V71H136ZM160 71V72H157V71ZM184 70V71H183ZM243 70H245V71H243ZM246 70H247V72H246ZM2 71H3V73H5V74H3L2 73ZM16 72V74L14 73V72ZM20 71H23L24 73H26V75L25 74H23V72H20ZM113 73H112V72ZM118 73V74H120V75H122V76H124V77H119V75L116 73V72ZM124 71H127L126 73L124 72ZM166 73H165V72ZM169 71H170V73L172 74H170L169 73ZM173 71H174V73H173ZM252 71V72H251ZM11 72V73H10ZM17 72H19V73H17ZM92 72V73H91ZM97 72V73H96ZM116 74H115V73ZM130 72V74L129 75H126V74H128ZM139 72V73H138ZM164 72V73H163ZM168 72V73H167ZM185 72L186 73H188V74H185ZM242 72V73H241ZM2 73V74H1ZM6 73H8V75H9V77H8V75L6 74ZM14 73V74H13ZM125 73V74H124ZM161 73L162 75H160L161 76V78H160V76H157V75H159V74ZM219 73V74H218ZM241 73V74H240ZM254 73H255V75H254ZM20 74V75H19ZM21 74H23V75H21ZM30 74V75H29ZM108 74V75H107ZM164 74V75H163ZM167 74V75H166ZM171 76H170V75ZM175 76H174V75ZM177 74H179V75H177ZM184 74V75H183ZM193 74V75H192ZM208 74V75H207ZM240 74V76H238ZM3 75V76H2ZM34 75V76H33ZM93 75V76H92ZM116 77H115V76ZM118 75V76H117ZM130 75H133V76H130ZM183 75V76H182ZM185 75H187V76H185ZM198 75H200V76H198ZM220 75V76H219ZM231 75H232V77H231ZM236 75V76H235ZM250 75V76H249ZM129 76V77H128ZM136 76H139V79L136 77ZM163 76V77H162ZM177 76V77H176ZM215 76V77H214ZM235 76V77H234ZM244 78H243V77ZM248 76V77H247ZM253 76V77H252ZM25 77H27V79H23V78ZM28 77H30V78H28ZM117 77L118 78H120V82H119V79H117ZM132 77H133V79H132ZM165 77V78H164ZM167 77H169V78H167ZM186 77V78H185ZM188 77V78H187ZM191 79H190V78ZM212 77V78H211ZM233 79H231V78ZM237 77H239V78H241V79H239V78H237ZM251 77H252V79H251ZM8 78H9V80H8ZM16 78V79H15ZM101 78H103V79H101ZM116 78V79H115ZM122 78V79H121ZM125 78V79H124ZM131 78V79H130ZM135 78V79H134ZM136 78H137V80H136ZM165 80V82H164V80ZM194 78H198V79H200L199 81L201 82L202 81V85L204 86V88L202 87V85H199L200 87H197L196 86V84L194 83ZM205 78H207V79H205ZM215 78V79H214ZM228 78H230V79H228ZM234 78H235V80H234ZM242 78H243V80L244 81H246V83L244 82V81H242ZM263 78V79H262ZM12 79V80H11ZM38 79V80H37ZM115 79V80H114ZM124 79V80H123ZM130 79V80H129ZM161 79L163 80V81H161ZM167 79H168V81H167ZM180 79H182V81L180 80ZM187 79H189V80H187ZM197 79V80H198ZM202 79V80H201ZM210 79L213 81V83H214V85H217V86H214V85H211V87L213 88H210V84H213L212 83V81H210ZM224 79H226V80H224ZM228 79V80H227ZM238 79V80H237ZM245 79H247V80H245ZM259 79L262 81H259ZM1 80H2V82H5V83H1ZM31 80H33V83H32V81ZM60 80V81H59ZM136 80V81H135ZM173 82H172V81ZM176 80H178V81H176ZM188 82L189 83V85L188 84H186V82ZM203 80H205V81H203ZM219 80V81H218ZM237 80V81H236ZM258 80V81H257ZM22 81V82H21ZM61 81H63V82H61ZM66 83H65V82ZM87 83H86V82ZM121 81H123V82H121ZM127 81V82H126ZM129 81H131V82H129ZM133 81H135L134 83L136 84H134L133 83ZM143 81V82H142ZM160 81H161V84H160ZM175 81V82H174ZM216 81V82H215ZM222 81V82H221ZM233 81V82H232ZM235 81H236V83H235ZM238 81H239V83H238ZM257 81V82H256ZM116 82V83H115ZM139 82V83H138ZM162 82H164L166 85H164ZM169 82V83H168ZM192 82L194 83V84H192ZM207 82V83H206ZM218 82V83H217ZM223 82H224V84H223ZM227 82L229 83V82H231L232 83V85L234 84V86H231V83H229V84H227ZM244 82V83H243ZM250 82V83H249ZM253 82V83H252ZM260 82V83H259ZM10 83V82H9ZM129 83V84H128ZM160 85H159V84ZM168 83V84H167ZM182 83V84H181ZM194 86H192L191 84ZM216 83V84H215ZM221 83H222V85H221ZM244 84V85H242V84ZM252 83V84H251ZM258 83V86L256 85ZM6 84L9 86H7V88L9 89H7L6 88ZM40 86H39V85ZM65 84H67V86H65ZM119 84V85H118ZM127 85V87H126V85ZM131 84V85H130ZM138 84V85H137ZM141 84H142V88L141 87H139V86H141ZM147 84H150L151 86H149V85H147ZM169 84H170V86H171V88H170V86H169ZM172 84V85H171ZM205 84V85H204ZM227 84V85H226ZM253 84H255V85H253ZM260 84V85H259ZM33 85H34V87H33ZM64 85V86H63ZM71 85V86H70ZM106 85V86H105ZM153 85V86H152ZM182 85H187V86H183L182 87ZM225 87H224V86ZM235 85H237V87H235ZM238 85L239 86H241L240 87V89H239V87H238ZM246 85H248V86H246ZM249 85H252V87H254L255 89H253V88H251V86H249ZM39 86V87H38ZM119 86V87H118ZM131 86H132V88H131ZM138 86V87H137ZM145 86V87H144ZM146 86H147V89H146ZM148 86H149V88H148ZM167 86V87H166ZM178 86V87H177ZM222 86V87H221ZM231 86V87H230ZM41 87V88H40ZM64 87H69L68 88V91H66L65 89H64ZM72 89H71V88ZM123 87V88H122ZM135 88V91H134V88ZM153 87H155V88H153ZM160 87V88H159ZM164 87V88H163ZM170 89H169V88ZM187 87V88H186ZM190 87V88H189ZM195 90V88H197L196 90H197V92H196V94H195V91L192 89V88ZM205 87H206V89H205ZM220 88V89H218V88ZM227 87V88H226ZM260 87V88H259ZM5 90H4V89ZM75 88V89H74ZM129 88H130V90L131 91H133V92H130V90H129ZM136 88H141L142 89V91H139L140 89H137V91H139V92H137L136 91ZM154 89L155 90V92H154V90L152 91L151 89ZM156 88H159L158 90H160L161 88H163L164 90L166 89L167 90V88H168V90L166 91V93H165V91H163V89H161V91L160 92H162L163 91V93L161 94L159 91H157L156 92ZM175 88H178L177 90L175 89ZM200 88H203L204 90H202V89H200ZM209 88V89H208ZM224 90H223V89ZM249 88V89H248ZM261 89V90H259L258 91V89ZM6 89H7V91H6ZM62 89V90H61ZM69 89H71V90H69ZM74 89V90H73ZM128 89V90H127ZM144 89L145 90H148V91H145L144 92ZM150 89V90H149ZM180 89V90H179ZM216 89V90H215ZM50 90L53 92H50ZM127 90V91H126ZM42 91V92H41ZM44 91V92H43ZM99 91V92H98ZM129 91V96L130 97H127V92ZM150 91H152V92H150ZM170 91H171V93H170ZM177 91L179 92L178 94L180 95L181 94V96L184 98V95H182L183 93H182V91H186L184 94L186 95V93H187V97H186V99L184 98V100H183V98L181 99V97H179V95L177 94ZM198 91H201V93L203 94V92L205 93V94H203L204 96H206V98H204V96L202 97V95H201V93L199 92L198 93ZM249 91H251V92H249ZM61 92V93H60ZM69 93V96H68V93ZM81 92V93H80ZM135 92V93H134ZM147 92V93H146ZM149 92V93H148ZM154 92V93H153ZM167 92H169V93H167ZM190 94H189V93ZM254 92V93H253ZM39 93H40V95H39ZM48 93V94H47ZM50 93H52L51 95H50ZM59 93V94H58ZM75 93V94H74ZM121 93H125L124 95L127 97H123L122 95L123 94H121ZM130 93H132L133 94V97H132V95H130ZM139 95H138V94ZM145 95H144V94ZM150 93H151V95H150ZM154 94V96H152L153 94ZM156 93V94H155ZM157 93H158V95H157ZM164 93H165V96H164ZM172 93H175V95L176 96H174V94H172ZM212 93V94H213ZM248 93H249V95H248ZM251 93V94H250ZM3 94H5V95H3ZM56 94H58V95H56ZM63 94V95H62ZM71 94V95H70ZM134 94H136V96L134 95ZM167 94V95H166ZM195 94V95H194ZM213 94V95H214ZM2 95V96H1ZM12 95V96H11ZM44 95V96H43ZM55 95V96H54ZM62 95V96H61ZM64 95H65V97H64ZM118 95L120 96L121 95V97L123 98V100H122V98L120 99V98H118ZM143 95H144V97H146V98H143ZM155 95H157V96H155ZM159 95H161V96H159ZM171 95V96H170ZM189 95V96H188ZM198 95H200V96H198ZM252 95H253V97H252ZM4 96H6L5 98L6 99H4ZM11 96V97H10ZM52 96H53V98H52ZM140 96V97H139ZM148 96H150L149 98H148ZM191 96V97H190ZM194 96H195V98H197V99H194ZM249 96V97H248ZM3 97V98H2ZM24 97V98H23ZM39 97H41L42 99H40ZM64 97V98H63ZM80 97V98H79ZM99 97V98H98ZM139 97V98H138ZM152 97H153V100H151L152 99ZM171 97H174V98H172V99H170ZM179 97V98H178ZM198 97H199V100H198ZM1 98H2V100H1ZM13 98V100H11ZM61 98V99H60ZM65 98H68L69 99V101L71 102H67V100H65ZM129 98V99H128ZM132 98L134 99V98H136V99H134V100H132ZM140 98H142V99H140ZM163 98V99H162ZM169 98V99H168ZM203 98V99H202ZM223 97H221V99H222ZM252 100H251V99ZM4 99V100H3ZM8 99V100H7ZM29 100H30V97L28 98ZM58 99V100H57ZM71 99L72 100H74V101H71ZM80 99H83L82 101L80 100ZM85 99V100H84ZM127 101H126V100ZM179 101H178V100ZM188 99H191V101H187ZM194 99V100H193ZM202 99V101H200ZM208 99H210L208 102H207V100ZM40 100H41V102H40ZM42 100H44V101H42ZM60 100H61V102H60ZM65 100V101H64ZM130 100V101H129ZM131 100H132V103H131ZM139 102H138V101ZM168 100H170V101H168ZM177 100V102H175V101ZM187 102H186V101ZM195 100H196V102H195ZM197 100H198V103H197ZM223 101H225V99L223 98L222 99ZM251 100V101H250ZM9 103H8V102ZM120 101V102H119ZM123 101H125V102H123ZM134 101V102H133ZM143 101V102H142ZM162 101V102H161ZM171 101H172V104H171ZM174 101V102H173ZM184 104H182L181 102ZM203 101L204 102H206L205 104L203 103ZM250 101V102H249ZM3 102V103H2ZM23 102V103H22ZM25 102V103H24ZM43 102H45V103H43ZM60 102V103H59ZM72 102H74V103H72ZM76 102V103H75ZM79 104H78V103ZM84 103V107H82L81 105H82V103ZM128 102V103H127ZM180 102V103H179ZM195 102V103H194ZM211 102V103H210ZM264 102V101H263ZM87 105H86V104ZM123 103L124 104H127V105H133V106H124L123 105ZM152 103V104H151ZM162 103V104H161ZM174 103H175V105H174ZM178 103V104H177ZM188 105H187V104ZM198 104V106H197V104ZM200 103L202 104V107H200L201 105H200ZM211 105H210V104ZM2 104H3V106H2ZM5 104H7V108L4 106ZM13 104V105H12ZM24 104V105H23ZM81 104V105H80ZM138 106H137V105ZM140 104V105H139ZM167 104H169V105H167ZM177 104V105H176ZM182 104V105H181ZM193 104V105H192ZM196 104V105H195ZM256 104V105H255ZM11 105V106H10ZM22 105V106H21ZM79 105V106H78ZM119 105H122V106H119ZM165 105V106H164ZM185 105H186V108L188 109V110H190V109H193L192 110V112H197L198 110H200V112L198 111V113H195V115H194V113H193V115H192V112H190L189 114H191V115H189L188 114V110H187V114H186V110H185ZM189 105H191L192 107H189ZM200 105V106H199ZM213 105V106H212ZM243 105V106H244ZM245 105V106H246ZM252 105H253V108L254 107H256V109H255V112H254V114H253V108H252ZM24 106V107H23ZM139 106H141V107H139ZM145 106V107H144ZM151 106V107H150ZM168 106V107H167ZM172 108H171V107ZM176 106V107H175ZM181 106H183L184 107V110H183V107H181ZM244 106V107H245ZM106 107V108H105ZM124 108V107H126V108H124V109H122V108ZM128 107V108H127ZM129 107H130V109H131V111H133L132 110V108L134 109V112H129ZM148 107V108H147ZM150 107V108H149ZM178 107V108H177ZM193 107H196V109L195 108H193ZM198 107V108H197ZM204 107H206L205 109H204ZM210 107H212V108H210ZM9 108V109H8ZM10 108H13V110L15 111V112H13V110L12 109H10ZM17 108V109H16ZM83 108H84V110H83ZM86 108H88V111H87V109ZM119 108H121L120 110H119ZM140 108V110H138V109ZM146 108V109H145ZM159 108V109H158ZM166 108V109H165ZM174 108V109H173ZM176 108V109H175ZM180 108V109H179ZM201 108H202V110H201ZM208 108V110H206ZM227 108V107H226ZM246 108V107H245ZM20 109V110H19ZM24 111H23V110ZM26 109V110H25ZM126 109H128V110H126ZM143 109V110H142ZM168 109V110H167ZM198 109V110H197ZM209 109H210V111H209ZM222 109H224V107L222 108ZM7 110V111H6ZM10 110H11V112H13V114L14 113H16L17 115H19L18 117H14L16 114H12L11 112H10ZM17 110H19V113L18 112H16ZM136 110V111H135ZM138 110V111H137ZM161 110H163V111H161ZM166 110V111H165ZM172 110V111H171ZM184 111V113H183V111ZM195 110V111H194ZM206 110V112L208 111V114L206 113V112H204V111ZM250 110V111H249ZM261 110V111H260ZM263 110H264V108H263ZM90 111V112H89ZM121 111H123L124 112V115H123V113L121 112ZM126 111H128V112H126ZM139 111H141V112H139ZM143 111V112H142ZM174 111V112H173ZM202 111V112H201ZM212 111V112H211ZM21 112H24V114H26V115H24L23 113H21ZM85 112H86V114H85ZM102 112H108L107 114H103ZM111 112V113H110ZM152 114H151V113ZM172 112V115H170V113ZM259 112V113H258ZM101 113V114H100ZM155 113V114H154ZM166 113H169L168 115L166 114ZM201 115H200V114ZM204 113H206V114H204ZM1 114V113H0ZM9 114V116H7ZM21 114H22V116H21ZM111 116H110V115ZM142 114H143V116H142ZM147 116H146V115ZM210 114H211V116H210ZM244 114H245V112H244ZM243 114V115H244ZM13 115V117H14V119H13V117H11ZM16 115V116H17ZM28 115V116H27ZM80 116V119L78 118V116ZM90 115H91V118H93V122H94V120H95V123H96V125H93L92 123V119L90 118ZM93 115V116H92ZM104 115V116H103ZM112 115H113V117H112ZM133 115V116H132ZM149 115V116H148ZM156 115H157V118H156ZM161 115V116H160ZM163 115H164V117H163ZM197 115V116H196ZM32 116V117H31ZM137 116V117H136ZM160 116V117H159ZM168 118H167V117ZM189 116H191L190 118V120H193L194 121V123H190V120H189ZM203 116V117H202ZM255 116H252L251 117V119L250 120H255V118H253V117H255ZM10 117V118H9ZM89 119H88V118ZM96 117V118H95ZM103 117H105V119L103 118ZM107 117H108V119L110 118V119H113V120H115L116 119V122H114L113 120H110V121H106V120H108L107 119ZM115 117H117V118H115ZM143 117V118H142ZM152 117V118H151ZM166 117V118H165ZM194 117H195V119H194ZM197 117V118H196ZM211 117V118H210ZM60 117L59 116H56V118L55 119H59ZM79 120H78V119ZM85 118V119H84ZM95 118V119H94ZM102 118H103V120H102ZM140 118V119H139ZM148 118V119H147ZM151 118V119H150ZM163 119L164 118V121L163 120H161V119ZM198 118H199V120H198ZM8 119H10V121L8 120ZM11 119H13V120H11ZM72 119V120H71ZM74 119H76V120H74ZM120 119V120H119ZM124 119V120H123ZM150 119V120H149ZM165 119H166V121H165ZM257 119V118H256ZM71 120V121H70ZM81 120H83V121H81ZM88 120V121H87ZM89 120L92 122H89ZM158 120H160V121H162L161 122V124H160V121L158 122ZM198 120V121H197ZM9 122V123H7V122ZM87 121V122H86ZM100 121H101V123H100ZM103 121V122H102ZM106 121V122H105ZM118 121V122H117ZM120 121H121V125L119 124L120 123ZM125 121V122H124ZM197 121V122H196ZM6 122V123H5ZM97 122H98V125H97ZM111 122V126L109 127L108 126V124ZM206 122V123H207ZM72 123V124H71ZM85 123V124H84ZM88 125H87V124ZM94 123V124H95ZM99 123H100V125H104V123H105V125L107 126H103L104 128H103V130H102V127H101V130H100V125H99ZM107 123V124H106ZM124 123V124H123ZM126 123V124H125ZM127 123H129V124H127ZM90 124V125H89ZM92 124V125H91ZM115 124L118 126H115ZM164 124V126H165V124H167V123H163ZM162 124V125H163ZM11 127H10V126ZM87 125V126H86ZM120 125V126H119ZM127 126L128 125V127H125V126ZM89 126V127H88ZM91 126V127H90ZM93 126V127H92ZM97 126V127H96ZM99 126V127H98ZM113 126H112V128H113ZM97 128H99V129H97ZM123 128H121V130L123 129ZM8 129H10V130H8ZM13 129V130H12ZM95 129H97L98 131L97 132H99V134H97L96 133V130ZM12 130V131H11ZM95 130V131H94ZM6 131V132H5ZM8 131V132H7ZM104 131V132H103ZM106 131V132H107ZM6 133V134H5ZM7 133H9V134H7ZM12 133V134H11ZM67 132H64V133H62V134H66ZM96 133V134H95ZM69 134V133H68ZM107 134V133H106ZM105 134V135H106ZM103 135H100L101 137L103 136ZM11 136V137H10ZM10 137V138H9ZM16 138V139H15ZM25 138V139H24ZM98 138V137H97ZM24 139V140H23ZM98 139H100V138H98ZM97 139V140H98ZM17 140V141H16ZM19 140V141H18ZM15 141V142H14ZM22 141V142H21ZM16 142H17V144H16ZM53 142H56V144L58 145L59 144V146H57L55 143H53L54 144V147H56V148H54V149H59L60 148V143H59V141L57 140H55V141H53ZM14 145V147H16ZM26 183H28L29 182V184H30V181L28 180L27 181V179L26 180H24ZM24 181L21 183V181H19L21 184H19V182H16L14 185H16L17 187V189L15 188V186H14V190L15 191H17V192H15L14 191V194H17L16 196H18L17 197V199L15 198L16 196L14 195V199L12 200L11 198V201L10 202H8V204L7 203H4V204H0V210H3L2 212H3V215H2V212L0 211V216L2 215L3 217H5V218H3L2 216H1V218H0V222H2L3 224H1L0 225V230H1V228H2V230L0 231V237H2L1 239H0V252L4 249V247H5V250H3L2 252L4 253V255H3V253H0V255H1V258L2 259H0V264H5V261L7 262L6 264H8V261H10L9 263H11L12 262V264H13V262H14V264H19V263H21V264H24L26 261H28V262H26L27 264H39V263H41L40 261H43L44 260V262H43V264H46V263H48V261H49V263L51 264L52 262V260H54L53 261V264H59L60 263V258H59V256H58V254H60V252H62L61 251V248H60V245H58V247H57V245H56V243H58V241H59V239L58 238H61V235L59 234V232L57 231V230H53V232L51 231V229H48L47 228V224H48V222H54V221H57V217H58V215L60 216L62 213L61 212H63V211H61L62 209L58 206H54V207H51V209H47V208H44V207H37V205H34V207H36L35 208V210H37L36 212H32V214H37V212H38V214L37 215H35L34 217H35V219L33 218V215L31 214V212L28 210V208H27V210H28V212L26 211V209H25V205L26 204H23V206H24V208L22 207V200H21V198H22V193H25V197L24 198H27V196L26 195H28L29 194V191L32 193V191L33 190H30V188H29V184L27 185L26 183V185L24 184ZM19 185H20V187H23V188H21L20 189V187H19ZM23 185V186H22ZM28 187L29 189V191H27V188L26 187ZM52 189H50L51 190V192H50V194L52 193V192H54L55 191V187L53 188V187H51ZM63 188V187H62ZM65 189V190H64ZM64 189H62L63 190V192H65L66 191V188L64 187ZM22 190V191H21ZM24 190H26V192L24 191ZM20 192H22L21 194H20ZM27 192H28V194H27ZM19 193V194H18ZM53 194V193H52ZM21 195V196H20ZM49 195V194H48ZM20 198V199H19ZM16 200V201H15ZM18 200H21V202L20 201H18ZM12 201H15V202H13L12 204H11V202ZM16 202H18L17 204H15ZM21 203V204H20ZM12 205V207H14L13 209L11 208V206L9 207V206H6V205ZM15 204V205H14ZM3 205H4V207H3ZM14 205V206H13ZM16 205H21L20 207H18V208H15L16 207ZM2 206V207H1ZM8 208L9 209V212L12 210V212H14V216H11L10 218H8V217H6V215L4 216V214H5V209L4 208ZM22 207V208H21ZM33 207V206H32ZM10 208H11V210H10ZM20 208V209H19ZM57 208V209H56ZM59 208H60V211H59ZM14 209L17 211L16 213H15V211H14ZM40 209V210H39ZM44 209H47V210H49V211H47V210H44ZM53 209V210H52ZM55 209L57 210V212L55 211ZM23 210H25L26 212H24ZM43 212H42V211ZM50 210H52L54 213H55V216H54V213L52 212V211H50ZM20 211H22V212H20ZM22 213V214H20L22 217H23V215H24V217L22 218L21 216H19L18 215V213ZM30 212V213H29ZM50 212H52L51 213V215H50ZM58 212L60 213V214H58ZM27 213H28V215H27ZM42 215V216H40V214ZM43 213V214H42ZM58 215H57V214ZM16 215L18 216V217H16ZM30 215H32V216H30ZM43 215L45 216L44 218H43ZM49 215V216H48ZM36 216H39L38 218L39 219H36ZM47 216V217H46ZM54 216V217H53ZM13 217L16 219V218H19V219H17L15 222H13L15 219H13ZM29 217V218H28ZM53 218V220H52V218ZM28 220H27V219ZM43 218V220H41ZM48 219V222H46L47 220H44V219ZM7 219H9L8 220V222H7ZM11 219V220H10ZM25 219V220H24ZM58 219H59V217H58ZM2 220H4V221H2ZM20 220V221H19ZM23 220V221H22ZM30 220V221H29ZM35 220V221H34ZM36 220H37V223L39 224H37L36 223ZM10 221H11V223H10ZM17 221H19V223L17 222ZM22 221V222H21ZM27 221V222H26ZM29 221V222H28ZM35 222V223H33V222ZM42 221H44V222H46V223H44V222H42ZM5 222V223H4ZM21 222V223H20ZM27 223V224H25V223ZM32 222V223H31ZM51 222V223H52ZM8 225H7V224ZM19 224V226H18V224ZM22 223H24V224H22ZM33 225H31V224ZM41 223L42 224H44V225H42V227L40 226L41 225ZM10 224L13 226L14 225V229H12L11 227H10ZM21 224V225H20ZM32 227V228H34L35 227V229H29V225ZM35 224V225H34ZM3 225H5V226H3ZM28 225V226H27ZM4 228H3V227ZM8 226H9V228H10V230H9V228H8ZM16 226H18V228H20V229H17V230H19L18 232H16L15 230H16ZM20 226H24L23 228L22 227H20ZM28 227L27 228V233L25 232V230H26V227ZM44 226V227H43ZM5 227H6V229H5ZM46 227V228H45ZM24 230V232H23V230ZM39 228V229H38ZM41 228V229H40ZM43 228V229H42ZM30 231H32V230H38V231H40V232H38L37 230L36 231H32V232H30ZM9 230V231H8ZM14 232H13V231ZM48 230V232L50 233H47L46 231ZM10 231H12V232H10ZM21 231V237L19 236L20 235V232ZM28 231L30 232V233H28ZM56 233H55V232ZM2 232V233H1ZM33 232H35V233H33ZM37 232V233H36ZM47 234H49V235H52L50 238L49 237H47V236H49V235H47ZM51 232H52V234H51ZM58 232V233H57ZM5 233V234H4ZM9 233H11V234H9ZM24 233V234H23ZM32 233V234H31ZM39 233V234H38ZM42 233H45V234H42ZM7 234H9V235H7ZM15 234H17V235H15ZM29 236H27V235ZM29 234H31V236L29 235ZM35 234V235H34ZM36 234H38L37 236V238H36ZM5 235H6V238H4L5 237ZM14 235V236H13ZM22 235H23V237H22ZM24 235H26L27 237H28V243H27V238H26V236L24 237ZM34 235V236H33ZM46 235V237H44ZM56 235H58V236H56ZM9 236V237H8ZM12 238H11V237ZM17 236L18 237H20L21 239H24V243L26 244H20V243H18L20 240H19V238H17ZM32 236H33V238H34V240L32 239ZM55 236V237H54ZM16 237V238H15ZM54 237V238H53ZM56 237H57V239H56ZM8 238V239H7ZM10 238H11V240H10ZM34 242H32L33 243V246H34V244H35V249H33L34 247L32 246V243H31V240ZM41 238V239H40ZM46 240H45V239ZM53 238V239H52ZM15 239H17V241L15 240ZM36 239V240H35ZM1 240H3V242H2V244H4L3 245V247H2V245H1ZM37 240H41L42 242L45 240L46 241V244H47V246H46V244H45V242H41V241H39L38 242V245L40 246V245H42V246H40V248L38 249V247L36 246V242H37ZM49 240H51V241H49ZM53 240V241H52ZM54 240H57L56 242H54ZM6 241L8 242V243H6ZM16 243H15V242ZM36 241V242H35ZM48 241L51 243V242H54V243H48ZM11 242H12V244H11ZM60 242V241H59ZM10 243V244H9ZM31 243V244H30ZM9 245L11 248L9 249V246H7V248L9 249V250H12L13 252H9L8 251V249L6 248V245ZM14 244H16V245H18V246H16V245H14ZM20 244V245H19ZM28 244V245H27ZM44 244H45V246L47 247H45L44 246ZM51 245V247H52V251L54 250V249H56V248H58V249H56V250H58V252L59 253H57V251H55L54 250V254H56V255H54L53 254V252H50L51 250L48 248V247H50V246H48V245ZM56 245V246H53V245ZM58 244H60V243H58ZM12 245V246H11ZM22 245V248H20L19 246H21ZM2 247V248H1ZM16 247V248H15ZM24 247V248H23ZM27 247V248H26ZM50 247V248H51ZM56 247V248H55ZM14 248V249H13ZM18 248V249H17ZM36 248H37V251H36ZM54 248V249H53ZM2 249V250H1ZM24 249H26L25 251H24ZM29 249H32V251H30ZM48 249V250H47ZM7 250V251H6ZM34 250V251H33ZM50 250V251H49ZM6 251V252H5ZM14 251H16V252H14ZM37 252V254H35L36 252ZM43 251H44V253H43ZM47 251V252H46ZM49 251V252H48ZM11 254V256H7V255H10L9 253ZM20 254V255H18V254ZM47 253V254H46ZM52 253V254H51ZM7 254V255H6ZM16 254V255H15ZM50 254V255H49ZM3 255V256H2ZM14 255V256H13ZM17 255H18V257L19 258H21V255H22V258L23 259H25V258H28V259H26L25 260V262L23 263V259L21 258V259H19V258H17ZM24 255V256H23ZM37 255V256H36ZM45 257H44V256ZM52 256V259H50L51 257H49V256ZM9 257V258H7V257ZM56 256V257H55ZM13 257H14V259L15 260H20V261H15V260H13ZM42 257V258H41ZM58 257V258H57ZM11 258V260H9ZM36 259V260H34L33 259V261H36V262H33L31 259ZM53 258H55V259H53ZM3 259H6V260H3ZM31 260V262H30V260ZM59 260V262L57 261V260ZM4 262H3V261ZM21 260H22V262H21ZM45 260H48L47 262L45 261ZM57 262H56V261ZM2 261V262H1ZM37 261H39V262H37ZM17 262V263H16ZM30 262V263H29ZM25 263V264H26ZM42 264V263H41ZM61 264V263H60Z\"/></svg>", "mask_w": 264, "mask_h": 264}]
</instances>
